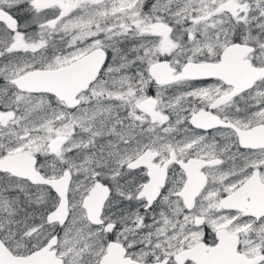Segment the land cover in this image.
<instances>
[{
    "label": "snow or ice",
    "instance_id": "6c2138e0",
    "mask_svg": "<svg viewBox=\"0 0 264 264\" xmlns=\"http://www.w3.org/2000/svg\"><path fill=\"white\" fill-rule=\"evenodd\" d=\"M0 264H264V0H0Z\"/></svg>",
    "mask_w": 264,
    "mask_h": 264
}]
</instances>
